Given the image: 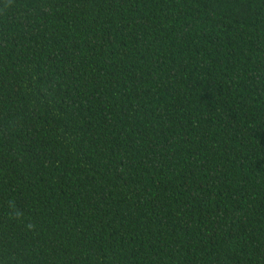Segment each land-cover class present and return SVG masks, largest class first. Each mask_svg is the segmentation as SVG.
<instances>
[{"label": "trees", "instance_id": "trees-1", "mask_svg": "<svg viewBox=\"0 0 264 264\" xmlns=\"http://www.w3.org/2000/svg\"><path fill=\"white\" fill-rule=\"evenodd\" d=\"M0 264H264V0H0Z\"/></svg>", "mask_w": 264, "mask_h": 264}]
</instances>
